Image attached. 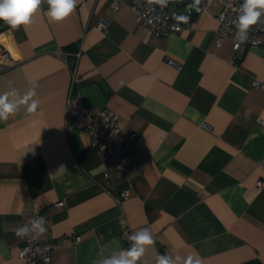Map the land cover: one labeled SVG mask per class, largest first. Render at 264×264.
<instances>
[{
  "label": "crops",
  "instance_id": "crops-1",
  "mask_svg": "<svg viewBox=\"0 0 264 264\" xmlns=\"http://www.w3.org/2000/svg\"><path fill=\"white\" fill-rule=\"evenodd\" d=\"M113 1L78 0L61 22L47 3L26 27L0 21V93L35 86L40 101L0 121V264H23L16 231L33 210L46 220L39 243L51 246L43 264H102L129 247L125 230L142 229L154 238L143 264L157 254L264 264V47L233 61L216 19L231 0H170L186 28L169 36L145 31L131 0L117 11ZM105 108L137 136L113 180L78 117Z\"/></svg>",
  "mask_w": 264,
  "mask_h": 264
},
{
  "label": "built area",
  "instance_id": "built-area-1",
  "mask_svg": "<svg viewBox=\"0 0 264 264\" xmlns=\"http://www.w3.org/2000/svg\"><path fill=\"white\" fill-rule=\"evenodd\" d=\"M170 0H167L165 5L157 3V0H131L129 8L135 14V20L141 25L145 31H150L158 36H169L170 34H178L186 28L184 20L177 14H169L167 5ZM242 2L240 0H231L222 6L216 19L218 22L219 41L227 37L231 41L232 58L235 63L241 59V50L247 46H262L264 47V17L261 22L253 25L248 30V38L244 42L236 39L237 27L236 18L238 9ZM114 11L120 8L118 0H114L111 7ZM190 15V12H188ZM108 24L107 19L100 22V27L105 28ZM80 52L74 54V60L71 65V72L74 74ZM258 85V83H256ZM80 119H86V132L89 135V145L96 151L100 162L105 166L104 178L113 180L123 177L130 165L132 154L136 147V134H126L123 131L122 122L117 114L105 108L98 114L82 113L78 116ZM256 189L264 188V182L259 181L256 184ZM128 197V191L123 190L119 196H114V199L119 203L122 199ZM62 205L58 202L56 206ZM39 217H44L42 211L33 210L28 216V226L31 227L33 220H38ZM131 232L125 230L123 236L126 244L131 245L129 239ZM68 238L73 242H79L80 238L73 233L68 234ZM18 257L23 264H43L49 260L50 245H42L39 243L38 237H24L19 245Z\"/></svg>",
  "mask_w": 264,
  "mask_h": 264
},
{
  "label": "clouds",
  "instance_id": "clouds-1",
  "mask_svg": "<svg viewBox=\"0 0 264 264\" xmlns=\"http://www.w3.org/2000/svg\"><path fill=\"white\" fill-rule=\"evenodd\" d=\"M47 3L46 15L53 22H61L68 18L75 10L78 0H0V21L11 28L18 29L26 27L33 22L34 15L40 11L41 5ZM157 3L165 5L167 0H157ZM199 5L200 0H194ZM199 11V9L197 8ZM264 17V0H243L238 9L236 18V39L244 42L248 38V30L261 22ZM35 86L21 94L16 88L0 93V121H7L10 116L15 115L24 108L26 113L37 112L40 101L36 98ZM46 220L39 217L38 220L28 225L21 226L16 231V236L24 238L27 236L39 237L46 233ZM131 245L105 258L102 264H143L149 246L154 244V238L147 229H142L129 237ZM155 264H201V260L193 255L186 258L176 256L175 258L165 254H157Z\"/></svg>",
  "mask_w": 264,
  "mask_h": 264
},
{
  "label": "trees",
  "instance_id": "trees-1",
  "mask_svg": "<svg viewBox=\"0 0 264 264\" xmlns=\"http://www.w3.org/2000/svg\"><path fill=\"white\" fill-rule=\"evenodd\" d=\"M68 49H69V50H70V49L72 50V49H73V47H68ZM69 52H70V51H69Z\"/></svg>",
  "mask_w": 264,
  "mask_h": 264
}]
</instances>
